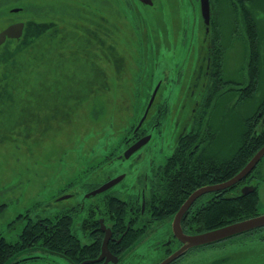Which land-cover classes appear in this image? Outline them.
Here are the masks:
<instances>
[{
	"label": "rangeland",
	"instance_id": "1",
	"mask_svg": "<svg viewBox=\"0 0 264 264\" xmlns=\"http://www.w3.org/2000/svg\"><path fill=\"white\" fill-rule=\"evenodd\" d=\"M111 1L0 0V31L28 23L20 38L0 45V233L10 241L30 219L70 211L73 230L90 242L81 227L90 208L104 211L110 194L134 201L147 193L153 167L193 126L209 66L211 30L201 0ZM262 1L256 11L264 34ZM226 4L215 5L217 16L230 14ZM231 28L224 26L225 77L242 82L246 48ZM261 77L253 99L238 104L234 91L215 100L213 128L219 131L213 146L224 156L234 151L244 119L264 96V71ZM147 135L148 142L126 157ZM121 174L118 183L92 194ZM258 191L264 213V180ZM153 227L133 250L134 261L153 264L162 256L159 241L168 240L173 221ZM254 234L242 242L243 235L226 239L234 243L228 246L190 250L182 264H264V231ZM27 253L41 258L18 264H72L39 246Z\"/></svg>",
	"mask_w": 264,
	"mask_h": 264
},
{
	"label": "trees",
	"instance_id": "2",
	"mask_svg": "<svg viewBox=\"0 0 264 264\" xmlns=\"http://www.w3.org/2000/svg\"><path fill=\"white\" fill-rule=\"evenodd\" d=\"M126 1L129 3L130 0ZM210 1L212 15L209 29V31L211 30L209 35L210 48L208 50L209 66L206 67L205 72L207 77L206 93L197 107L194 108L192 128L180 137V143L173 154L168 156L161 165L153 167L150 176V189L146 196L144 214L152 213L158 215L160 219L176 213L182 203L197 188L232 178L264 145L263 96L255 106L254 111L244 119L243 127L237 137V146L231 155L224 156L214 147L219 131L213 128L215 100L237 91L239 95L236 101L238 104H242L257 96L262 87L264 34L260 27L261 17H258L256 11L257 0ZM223 1L228 3L226 5L230 10V14L225 18L217 16L214 11L215 5ZM262 2L264 3V0ZM225 25L232 26L231 35L243 42L246 48L245 76L242 82H235L225 77L224 63L227 53ZM261 122L263 125L260 126ZM133 128L135 129L136 125ZM142 130L139 128L138 131ZM138 131H136L137 134ZM126 139L129 140L128 137ZM263 164L264 156L256 167L236 184L207 192L205 197L210 199L192 211L194 215L192 214L191 221L192 223L195 221L197 224L190 226L191 231L196 232V228L207 231L260 214L258 211V188L259 181L264 180ZM245 183L252 184L254 190L242 193L241 186ZM104 202L105 211L102 213L109 215L110 220L114 221L115 236L120 235L127 226L128 220H130L131 225H134L142 214L140 204L132 202L130 208L129 201L118 194L106 196ZM97 211L98 209L92 206L88 217L84 218L81 223L83 234L89 235L92 239L89 243L83 242L77 232L73 230V217L70 211L54 217L30 219L16 241H10L0 233V264H18L19 262L41 258V255L37 254H24L26 250L37 246L47 251L48 255H68L73 259H80L82 255L89 253L97 256L104 235L100 230H94L93 226L95 225L90 223L91 219L95 218ZM142 230L143 228L139 230L140 233L133 234L132 239L135 236L134 240H136L141 235ZM230 238L209 244L212 245Z\"/></svg>",
	"mask_w": 264,
	"mask_h": 264
},
{
	"label": "water",
	"instance_id": "3",
	"mask_svg": "<svg viewBox=\"0 0 264 264\" xmlns=\"http://www.w3.org/2000/svg\"><path fill=\"white\" fill-rule=\"evenodd\" d=\"M141 1L147 4H153V0H141ZM201 10H202V15H203L205 23L209 25L211 22V2L210 0H201ZM23 29H24L23 21L10 24L8 27L0 31V45L4 43V41L8 37L19 38L23 33ZM207 30H209V26L207 27ZM158 88L159 86H157L153 92V95L149 101L147 110L145 114L143 115L141 123L147 116L148 110L150 109L154 101V97L157 93ZM150 137H151L150 135L144 136L140 138L138 141H136L135 144H132L129 147V149L126 150V154H125L126 157H129L132 153L138 150L142 145L148 142ZM263 156H264V145L253 155V157L248 161V163L232 178L226 181L220 182V183L201 186L197 188L196 190H194L189 195V197L184 201V203L181 205V207L177 211L175 215V220H174V233L183 242V245L158 264H168L172 262L174 259H176L180 255L185 253L189 248L204 245V244H209V243H212L218 240H222V239L264 226V213H260L250 218L242 219V220H239V221L227 224V225L220 226L218 228H214V229L207 230V231H202V232L195 233V234L185 233L181 225V218L183 214L190 208V206L195 201V199H197L199 196H201L204 193L224 189V188H227L229 186L236 184L237 182L242 180L245 176H247L256 167V165L258 164V162L261 160ZM124 176H125L124 174H121L115 178L110 179L109 181H107L105 184H103L99 188L93 190L92 194H96V193L109 189L110 187L118 183L122 178H124ZM252 190H254V186L251 184L244 185L242 187V193H248ZM101 229L104 230L105 235L102 241L101 254L97 259L100 261L106 257L105 261L102 263V264H106L107 261L110 259V257L113 256L109 248V241L111 240V237H112V230L110 227H106L103 223H102ZM89 261L90 260H87L86 262H89Z\"/></svg>",
	"mask_w": 264,
	"mask_h": 264
},
{
	"label": "flooded vegetation",
	"instance_id": "4",
	"mask_svg": "<svg viewBox=\"0 0 264 264\" xmlns=\"http://www.w3.org/2000/svg\"><path fill=\"white\" fill-rule=\"evenodd\" d=\"M27 26H28V23L24 24L23 32L25 30V27L27 28ZM244 185H250V183H245ZM243 186H241V187H243ZM241 190H242V188H241ZM210 192H212V191H210ZM140 194H141V196L137 197L136 200H134V201L128 200V201H129V207H130L132 202H136V204H140L142 207V210H141L142 214L138 218V220L134 223V225H131L130 220H128L127 226L123 229V231L120 233L119 236L114 235V233H115L113 231L114 221L110 220L111 217L109 215L103 214L99 208H98V211L95 215V218H92L90 221V223H92V225H95V226H93V229L96 231L100 230V232H103L104 235H105V232H104V230L101 229L102 223L106 227H110L112 230V237H111V240L109 241V244H110L109 248H110L113 256L110 257V259L107 261L106 264H141V262L139 263V259H138V261L137 260L134 261V257H132L133 250L136 249V247L141 246V244L144 242L142 240L144 237L150 236L153 233V231L155 230L153 227V223L155 221L160 222V221H165V220H172L173 221V229L171 231V234L169 235L168 240H163L161 242L159 241V243H161L160 244L161 247L159 246L158 250L160 252H162V256L160 257L159 261H157L153 264L160 263L162 260H164L166 257H168L170 254H172L175 250H177L178 248H180L183 245V242L174 233V220H175V215L177 212L174 214H171V216L169 215L170 217L167 216L166 218H162V219H160V217L158 215H155L152 213L144 214L145 213L147 193L143 192V195H142V192H141ZM205 194L206 193L202 194L197 199H195V201L192 203L190 208L183 214V216L181 218V225H182L183 231L185 233L189 232V234H195L197 232L199 233V232L204 231L203 229L200 230L199 228H196V232H192L190 226L192 227V225L195 226L197 224L195 221H194V223H192V221H191L192 220V214L194 215V213L192 211H194L197 206H199L203 202L210 199L209 197H205L206 196ZM104 206H105V202H104ZM95 209H97V208L95 207ZM188 212H189V214H188ZM186 213H187V216L185 217ZM199 227H201V225H199ZM262 227L263 228L258 227L256 229H253V230L241 233V234H237V235H243L240 242L246 240V236L254 238L255 237L254 233L256 230H263L264 231V226H262ZM142 228H143V230L141 231V235L136 240H134L135 236L132 239V237H133L132 235L140 233L139 230H141ZM135 231H138V232H135ZM127 233H129V234H127ZM104 235H103V238H104ZM124 235H126V237L123 239ZM237 235H234L233 237L231 236V238L233 239ZM260 236L264 239V234H262ZM102 241H103V239H102ZM87 243H89V242H87ZM229 244H234V243H233V241L224 240V241H219V242L213 243L212 246H210V247H224V246H228ZM204 245L195 246V247H192L189 249L197 252L201 249L208 248V247H205L206 245L205 246ZM207 245H209V244H207ZM101 246H102V243H101ZM162 246H163V248H162ZM188 250L168 264H182L183 261L186 259L185 255L187 254V252L190 251V250L189 251ZM100 254H101V248H100V252L97 256H93V253H89L87 255H82V258H80V259H73L68 255H65V256L64 255H58V256L62 257V258L69 259L72 264H102L105 261L106 257L99 261L97 258L100 256ZM87 260H90V261L86 262ZM149 264H151V263H149Z\"/></svg>",
	"mask_w": 264,
	"mask_h": 264
},
{
	"label": "bare ground",
	"instance_id": "5",
	"mask_svg": "<svg viewBox=\"0 0 264 264\" xmlns=\"http://www.w3.org/2000/svg\"><path fill=\"white\" fill-rule=\"evenodd\" d=\"M226 26V25H225Z\"/></svg>",
	"mask_w": 264,
	"mask_h": 264
}]
</instances>
